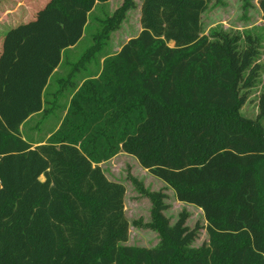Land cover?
Returning <instances> with one entry per match:
<instances>
[{
	"label": "trees",
	"instance_id": "trees-1",
	"mask_svg": "<svg viewBox=\"0 0 264 264\" xmlns=\"http://www.w3.org/2000/svg\"><path fill=\"white\" fill-rule=\"evenodd\" d=\"M108 0H47L0 47V264H264V89L245 118L258 46L203 35L207 0H141L139 34L103 59L71 97L59 128L32 144L20 127L44 110L45 91L89 14ZM264 18V0L258 1ZM134 0H124L66 78L72 85ZM102 45H100V40ZM169 44H172L170 46ZM123 152L202 210L208 240L187 213L170 223L153 194L157 248L124 246L125 188L99 164Z\"/></svg>",
	"mask_w": 264,
	"mask_h": 264
},
{
	"label": "rangeland",
	"instance_id": "rangeland-1",
	"mask_svg": "<svg viewBox=\"0 0 264 264\" xmlns=\"http://www.w3.org/2000/svg\"><path fill=\"white\" fill-rule=\"evenodd\" d=\"M124 0H108L98 3L89 14V20L83 37L76 46L67 51L45 91L44 110L32 115L19 131L21 136L32 144L45 142L60 126L68 109L75 87H79L86 78L99 75L104 57L117 53L131 38L141 31V0H134V7L127 10L116 29L112 30L103 47L90 62L75 74L72 85L68 84L58 93L59 80L66 78L73 65L78 63L84 53L94 44L96 36L102 30L101 21L111 17L120 9ZM259 0H207V6L201 16L203 35L214 40L218 34L236 37L239 48L247 46V38L258 46V55L254 65L259 67L255 83L245 89L246 102L240 109L245 118L255 119L259 115V97L264 89V18L258 6ZM47 0H0V47L4 34L19 23L34 18ZM100 45H102V40ZM172 46V44H169ZM264 127V115L261 118ZM109 181L120 183L125 188L124 213L129 223L128 240L124 246L134 248H157L161 244L158 232L152 227V195L161 192L164 195V209L161 214L173 225L182 211L187 213L186 225L193 229L200 227L197 239L190 248L197 249L207 242L206 220L199 208L178 202L173 190L163 181L143 169L137 160L120 152L110 160L99 164Z\"/></svg>",
	"mask_w": 264,
	"mask_h": 264
},
{
	"label": "crops",
	"instance_id": "crops-1",
	"mask_svg": "<svg viewBox=\"0 0 264 264\" xmlns=\"http://www.w3.org/2000/svg\"><path fill=\"white\" fill-rule=\"evenodd\" d=\"M75 47V46H74ZM74 47H72V48H70V49H68L67 51H69V50H72ZM58 70V68L55 70V72L54 73H56V71Z\"/></svg>",
	"mask_w": 264,
	"mask_h": 264
}]
</instances>
